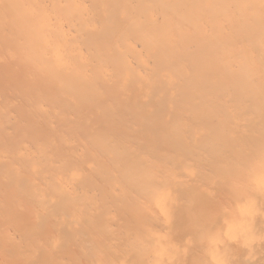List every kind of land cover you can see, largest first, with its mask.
I'll list each match as a JSON object with an SVG mask.
<instances>
[{
    "label": "bare ground",
    "instance_id": "obj_1",
    "mask_svg": "<svg viewBox=\"0 0 264 264\" xmlns=\"http://www.w3.org/2000/svg\"><path fill=\"white\" fill-rule=\"evenodd\" d=\"M0 264H264V0H0Z\"/></svg>",
    "mask_w": 264,
    "mask_h": 264
}]
</instances>
